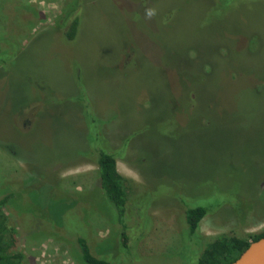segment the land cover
I'll return each mask as SVG.
<instances>
[{"label": "rangeland", "instance_id": "1", "mask_svg": "<svg viewBox=\"0 0 264 264\" xmlns=\"http://www.w3.org/2000/svg\"><path fill=\"white\" fill-rule=\"evenodd\" d=\"M0 45L3 235L20 264H81L80 236L112 264H181L183 205L219 204L198 249L264 229V0H0ZM79 91L122 152L133 263L80 153Z\"/></svg>", "mask_w": 264, "mask_h": 264}, {"label": "trees", "instance_id": "2", "mask_svg": "<svg viewBox=\"0 0 264 264\" xmlns=\"http://www.w3.org/2000/svg\"><path fill=\"white\" fill-rule=\"evenodd\" d=\"M72 11H74L72 8L68 10L65 9L64 14H62L59 19L61 27H63L61 30L62 38L65 41H72L75 38L80 25L79 13L75 14ZM1 53L0 49V54ZM70 100L78 102L79 114L84 128L82 134L84 137L83 142L86 146V149L80 151V153L82 156L89 155L96 166V185L104 197L105 203L108 204L110 221L117 230L118 247H120L119 257L133 263V258L130 253L134 251L138 256L139 254L136 253L132 245L133 238H131L129 232L131 228H129L127 221L126 198L128 181L116 170V158L117 155L122 154V152L120 148L117 149V151L110 149L106 142L104 125H102L105 122L101 121L90 109L91 104L85 97L84 92L79 91L77 94L71 96ZM90 144H93V147L90 146ZM207 194H211L210 189L207 191ZM261 196L264 199V191ZM8 200H10L9 193L0 198V264H20V256L18 254H11L8 251L7 241L4 240L3 235L4 217L1 209H3ZM145 200L146 203H150V198H146ZM217 205H215V207ZM183 206L182 219L179 223L180 239L184 243L183 248H187L185 254L188 256V259L180 258L179 260L182 261L181 264H230L250 242L264 237V229L248 238L218 235L203 248L198 249V241L201 239L198 223L209 210L215 207L207 209L200 205ZM139 212H142V210ZM77 213L78 212H76L75 215H77ZM83 225L86 229L84 222ZM144 226L145 225L141 224L138 225L134 229L135 234L142 233ZM182 235H184L186 239L183 240L181 238ZM75 242L81 264H112V262L105 257L93 255L83 237H77ZM138 263L141 262L138 261Z\"/></svg>", "mask_w": 264, "mask_h": 264}, {"label": "water", "instance_id": "3", "mask_svg": "<svg viewBox=\"0 0 264 264\" xmlns=\"http://www.w3.org/2000/svg\"><path fill=\"white\" fill-rule=\"evenodd\" d=\"M230 264H264V237L250 242Z\"/></svg>", "mask_w": 264, "mask_h": 264}, {"label": "clouds", "instance_id": "4", "mask_svg": "<svg viewBox=\"0 0 264 264\" xmlns=\"http://www.w3.org/2000/svg\"><path fill=\"white\" fill-rule=\"evenodd\" d=\"M145 15H146L147 18H152V17H154L156 15V11H155V9L148 8L145 11Z\"/></svg>", "mask_w": 264, "mask_h": 264}]
</instances>
